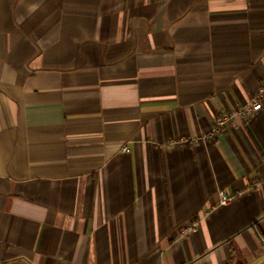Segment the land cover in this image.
I'll return each instance as SVG.
<instances>
[{
	"label": "crops",
	"instance_id": "1",
	"mask_svg": "<svg viewBox=\"0 0 264 264\" xmlns=\"http://www.w3.org/2000/svg\"><path fill=\"white\" fill-rule=\"evenodd\" d=\"M6 262L264 264V0H0Z\"/></svg>",
	"mask_w": 264,
	"mask_h": 264
},
{
	"label": "built area",
	"instance_id": "2",
	"mask_svg": "<svg viewBox=\"0 0 264 264\" xmlns=\"http://www.w3.org/2000/svg\"><path fill=\"white\" fill-rule=\"evenodd\" d=\"M263 108V102L259 98H255L251 101H248L246 103H243L240 105L235 111L224 113L217 119L216 124V131H221L222 128L225 126V124L229 121H231L236 115H241L245 117H251L254 113L261 110ZM125 150H129L127 147H125ZM219 197L221 203H227L231 201L234 197V195L229 194L225 190L219 191ZM197 225V222L194 223V226ZM194 227H188L187 231Z\"/></svg>",
	"mask_w": 264,
	"mask_h": 264
},
{
	"label": "trees",
	"instance_id": "3",
	"mask_svg": "<svg viewBox=\"0 0 264 264\" xmlns=\"http://www.w3.org/2000/svg\"><path fill=\"white\" fill-rule=\"evenodd\" d=\"M3 264H17L15 262H6V263H3Z\"/></svg>",
	"mask_w": 264,
	"mask_h": 264
}]
</instances>
